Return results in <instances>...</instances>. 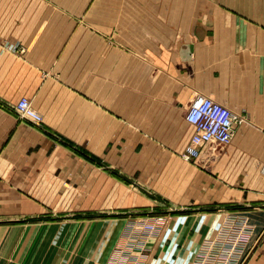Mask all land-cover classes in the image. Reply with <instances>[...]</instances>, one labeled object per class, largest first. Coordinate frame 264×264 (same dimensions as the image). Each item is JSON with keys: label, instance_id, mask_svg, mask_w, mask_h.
<instances>
[{"label": "crops", "instance_id": "0c3cea01", "mask_svg": "<svg viewBox=\"0 0 264 264\" xmlns=\"http://www.w3.org/2000/svg\"><path fill=\"white\" fill-rule=\"evenodd\" d=\"M45 1L0 0V264H159L179 217L182 264H264V0H123L115 33L100 9L67 43L41 37ZM196 96L246 123L186 162ZM131 214L166 220L146 235ZM230 214L241 250L216 248Z\"/></svg>", "mask_w": 264, "mask_h": 264}, {"label": "rangeland", "instance_id": "374dc122", "mask_svg": "<svg viewBox=\"0 0 264 264\" xmlns=\"http://www.w3.org/2000/svg\"><path fill=\"white\" fill-rule=\"evenodd\" d=\"M43 4H44V12H43V14H40V16H42V17H39V19H37V20H39L38 25L39 26L43 25V27L45 29L44 34H42L41 37H43L45 41H49L52 43L53 42L55 43L56 41H60L62 43L63 42L67 43V41L70 40L69 38H72L73 40H75V38H76L77 42L84 40V34H85L84 28H85V24L87 22L86 21V15H90L91 13H93L95 15L97 13V11L100 9H108L110 11L111 15H109L110 18H109V24H108V26L110 28L109 34L112 35V33H115L116 24H117L116 10L118 8H122L123 0H46ZM118 5L119 6L121 5V6L119 7ZM93 21H94V26H95L96 25L95 22L97 20L94 18ZM89 23H90V21H89ZM74 26L76 27V29L72 30V27H74ZM70 30H72V31L69 34ZM71 34H73V35H71ZM14 113H15V111H14ZM15 115H16V113H15ZM16 117H17V115H16ZM214 150H215L214 147H207L203 151V153L205 152V154H206L205 156L208 158V156L213 155ZM202 154H201V158H202ZM197 160H195V161H197ZM195 161L193 160L191 162H195ZM214 213H215V211H213V210H205V211H201L199 216L202 215L201 217H204L205 219H207L206 223L208 224L209 221H210V223L212 221V219H209V217L212 218ZM183 214H184V216H191L193 214L195 215V211H186ZM129 216L131 218H133L132 216L135 217V219L137 220L136 227L143 234H146V235H149L153 232L154 233L158 232L160 225L166 220V215H161V214H155L152 216H150L148 214H144V215H132L131 214ZM167 217H169V216H167ZM194 217L195 216H193V218ZM226 217L227 218L225 219V221L223 220L224 222L221 225V227L218 229V231L215 230V232L221 233V235H223L224 233H229V232L233 235H235V234L244 235L246 233L245 228L243 226L244 220L242 218H240L238 220V222H236V224H231L228 222H232L236 217L232 216V214L227 215ZM224 218H225V216H224ZM177 219H179V229L178 230L176 229V231L173 232V229L171 228V226L169 227V226L165 225V227L163 228V231H162L161 235L159 236V238L153 242V244H155L156 250H161V251H163V253H166L163 255H167L170 253L173 255V257L171 259L170 258L168 259L167 256L162 257V258L159 257L158 259H156L159 264H166V261H169L172 259H173V261H175V263L177 262V264H182L181 263L182 261L180 262V259H179V256H180L179 252L181 250H186L189 242L187 241V239L183 240V238L180 236V233L182 231L181 227H180L181 223H182V220H181L182 218L179 217ZM210 223L207 225L206 229H208V227L210 226ZM150 228H152V229H150ZM191 234H192V232H191ZM177 237L179 238V240ZM244 239L245 238L242 236V238H238L235 240H228L226 242L221 241L219 243H216L217 244L216 248L217 249L228 248L230 251L234 250V249L241 250L244 247V244H246L245 241H243ZM134 243H136V242H134ZM141 246H142L141 248L144 249L143 245H141ZM130 248H132V247L130 246ZM130 248L128 249V251L131 250ZM216 248L213 247L212 249H216ZM193 254L194 253H192L188 257V263H186V264H190V261L192 259L191 256ZM172 255H170V256H172ZM201 258H203V257H201ZM153 260H155V259H153Z\"/></svg>", "mask_w": 264, "mask_h": 264}, {"label": "built area", "instance_id": "2783aa9c", "mask_svg": "<svg viewBox=\"0 0 264 264\" xmlns=\"http://www.w3.org/2000/svg\"><path fill=\"white\" fill-rule=\"evenodd\" d=\"M14 111L19 119L36 126L41 125V116L32 108L27 98L18 99L14 105ZM184 120L193 128L189 142L180 155L186 162L199 159L207 147L227 146L234 135L235 128L246 123L243 115L231 111L206 96H196L191 99L185 109ZM260 171L264 175V165L261 166ZM242 236V234L232 235V240Z\"/></svg>", "mask_w": 264, "mask_h": 264}, {"label": "bare ground", "instance_id": "6f19581e", "mask_svg": "<svg viewBox=\"0 0 264 264\" xmlns=\"http://www.w3.org/2000/svg\"><path fill=\"white\" fill-rule=\"evenodd\" d=\"M264 165V164H263ZM261 169V168H260Z\"/></svg>", "mask_w": 264, "mask_h": 264}]
</instances>
